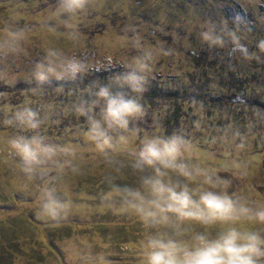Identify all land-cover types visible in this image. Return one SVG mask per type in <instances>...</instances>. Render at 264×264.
Here are the masks:
<instances>
[{"label": "rangeland", "instance_id": "374dc122", "mask_svg": "<svg viewBox=\"0 0 264 264\" xmlns=\"http://www.w3.org/2000/svg\"><path fill=\"white\" fill-rule=\"evenodd\" d=\"M61 4L0 0V264H139L133 245L144 228L125 197L108 193L113 185L139 188L129 161L146 136H183L193 162L215 168L241 198L264 203V111L256 106L264 99V53L256 48L264 38V8H245L246 20L237 25L238 0H86L74 16ZM225 25L259 59L244 58L227 36L223 45L202 39L209 26L222 35ZM9 32H23L22 50L5 48ZM134 39L151 54L139 93L120 79L139 54ZM48 49L76 52L83 70L37 81L34 66ZM102 85L135 95L145 108L126 131L111 132L128 142L104 153L86 138V119L74 110ZM210 93L224 103H207ZM229 95L246 104L228 106ZM173 109L177 120L167 123ZM22 137L59 151L25 172L11 145Z\"/></svg>", "mask_w": 264, "mask_h": 264}, {"label": "clouds", "instance_id": "9594fccd", "mask_svg": "<svg viewBox=\"0 0 264 264\" xmlns=\"http://www.w3.org/2000/svg\"><path fill=\"white\" fill-rule=\"evenodd\" d=\"M85 6L86 0H62L60 11L74 16ZM238 7L240 11L233 14L237 25L246 20L245 8H264V0H238ZM221 32L217 34L209 26L201 36L217 45H223V37L227 36L244 58L259 59L257 52H249L240 42L236 32L226 25ZM25 39L23 32H9L4 46L10 51L22 50L19 42ZM121 43L124 46L128 41ZM131 46L139 54L131 57L128 71L120 79L131 93H139L143 80L140 73L148 68L151 54L138 40H132ZM256 48L264 53V38L256 42ZM99 52L106 54L107 49ZM106 58L111 61L112 55ZM83 68L76 52L48 49L36 62L33 74L43 82L52 76L75 77ZM74 110L85 117V136L101 153L112 150L118 142L127 143L126 136L114 138L111 132L126 131L131 118L145 113L135 95L113 91L106 85L95 89L90 98L78 101ZM27 115L31 118L34 114ZM31 126L35 127L36 121L31 120ZM11 145L28 173L59 151L37 137L13 139ZM191 155L192 146L181 135L146 136L132 149L129 161L132 174L138 176L139 188L113 185L108 193L125 197L144 228L141 239L133 245L138 250L139 264H264V203L250 202L230 191L228 179L218 176L215 168L193 162ZM42 209L54 214L52 205L43 204Z\"/></svg>", "mask_w": 264, "mask_h": 264}, {"label": "trees", "instance_id": "16d2710c", "mask_svg": "<svg viewBox=\"0 0 264 264\" xmlns=\"http://www.w3.org/2000/svg\"><path fill=\"white\" fill-rule=\"evenodd\" d=\"M230 98H231V95H229L228 98H226V103L228 106L230 107H240L242 104H246L245 102L242 103V102H239V101H230ZM207 103H216V104H219V103H224L222 100H221V97L219 94H208L207 97L205 98ZM247 103H248V100H247ZM256 104V103H255ZM256 106H258V108L260 109L261 111V115L263 114V111H264V99L262 100H258ZM240 109V108H239ZM250 109H253L252 107ZM178 110L177 109H173L168 115H167V123H172L173 121L176 122L177 120V116L175 117V113H177ZM256 117L260 116L259 114H255ZM263 117V116H262ZM169 127L171 125H168ZM169 131V130H168Z\"/></svg>", "mask_w": 264, "mask_h": 264}]
</instances>
